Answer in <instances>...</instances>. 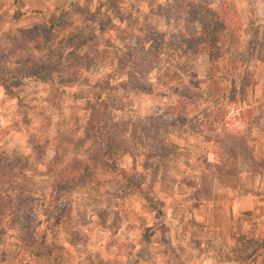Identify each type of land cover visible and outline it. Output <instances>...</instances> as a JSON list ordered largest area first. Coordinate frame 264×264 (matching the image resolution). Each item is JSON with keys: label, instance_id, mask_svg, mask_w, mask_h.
Listing matches in <instances>:
<instances>
[{"label": "rangeland", "instance_id": "obj_1", "mask_svg": "<svg viewBox=\"0 0 264 264\" xmlns=\"http://www.w3.org/2000/svg\"><path fill=\"white\" fill-rule=\"evenodd\" d=\"M192 2L216 13L225 3L244 19L249 12L242 0ZM174 5V0H0V151L8 159L1 175L12 166L19 183L34 188L27 198L28 217L0 219V264H27L41 254L56 256L57 264L173 260L171 252L155 245L154 231L166 210L179 214L183 209L171 200L172 181L188 171L184 163L171 161L190 158V171L202 177L201 150L206 140L217 141L211 119L225 120V132L233 122L225 118L235 106L229 101L206 104L200 81L188 72L191 56L207 55L203 44L188 40V47L167 49L176 22L162 15L173 14ZM189 27L200 30L196 21ZM236 33L226 31L214 50L228 53L216 59L217 67L224 63L239 83L243 68L230 55L240 42ZM161 37L165 45L159 57L142 60ZM42 62L49 68L45 79L16 76L33 73ZM136 68L141 75L131 74ZM98 120L112 130L115 145L106 148L109 137ZM70 167L82 169L75 173L76 185L66 176ZM212 173L221 175L218 168ZM60 179L66 181L61 188ZM181 180L179 190L184 191ZM6 206L8 200L1 199L0 212L5 214ZM130 210L135 220V211L144 214L141 229L131 237H115ZM99 226L114 246L112 263L100 254L105 240Z\"/></svg>", "mask_w": 264, "mask_h": 264}, {"label": "crops", "instance_id": "obj_2", "mask_svg": "<svg viewBox=\"0 0 264 264\" xmlns=\"http://www.w3.org/2000/svg\"><path fill=\"white\" fill-rule=\"evenodd\" d=\"M240 3L249 12L245 19L240 17L241 28L236 33L240 42L230 55L233 60L246 61L244 85L237 86L233 112L225 118L233 119L232 124H226L227 134L223 128L225 120L219 124L211 119L219 143L205 141L201 150L205 166L202 177L199 172L190 171V158L171 161L172 164L184 163L188 176L172 181L175 191L171 200L183 209L177 210L179 214L166 210L154 229L159 240L155 245H162L165 252L172 253L173 260L169 264H264V0H242ZM227 69L222 63L217 76L210 78L207 55H193L187 60V70L200 81L199 92L206 104L229 99L232 78ZM185 148L186 151L190 149ZM199 163L196 160L195 164ZM217 168L230 172L215 175L212 169ZM206 174L209 178L203 177ZM181 179L186 183L184 191L179 190ZM130 214L131 210L124 214V223L115 237H131L141 229L144 214L135 211L138 220ZM174 215L182 220H176ZM94 223L93 220L91 224ZM98 231L105 240L104 246L100 243V254L105 255L104 261L112 263L114 246L106 242V229L99 226ZM60 243L68 249L66 241ZM56 258L41 254L27 264H57ZM123 264L158 263L132 257L130 262L124 260Z\"/></svg>", "mask_w": 264, "mask_h": 264}, {"label": "trees", "instance_id": "obj_3", "mask_svg": "<svg viewBox=\"0 0 264 264\" xmlns=\"http://www.w3.org/2000/svg\"><path fill=\"white\" fill-rule=\"evenodd\" d=\"M174 4L175 5L171 7L173 9V14L169 12L168 15L167 14L162 15L164 16L165 19L167 18L169 19L170 17H172V19H174V22H176V27H175L176 31L174 32V35L169 40V42L166 44L167 49L168 50L171 49L172 52L177 51L181 48H184L185 46L188 47L189 45L187 43L188 40L190 41L198 40L199 44H203V47H204L203 51L207 53V56L209 58V63L211 66L209 77L210 78L216 77L218 73L216 59L222 60L224 58L222 53L224 52L225 56L228 53L227 52L225 53L223 48L220 49L221 53L219 52L216 53L214 48L223 43V38H224L223 36L226 31L237 32L240 30L241 21H240V18L237 16L236 11H234L232 8H228L225 3H222V4L220 3V5H218V13L211 11V8H209L205 4L194 3L192 2V0L191 1L190 0H174ZM195 21L200 24V30L194 32L189 26L191 22H195ZM163 40L164 38L161 37L157 45L152 50H149V52H144L146 54L145 55L143 54L141 59L143 60V59H148V57H153L156 60L157 57H159L160 53L162 52L163 45H165V42ZM158 45H160L161 47L158 48ZM141 51H142L141 48H137L136 50L137 53H140ZM141 59L138 57V60H141ZM238 62L240 63V65H242L243 69L241 70L240 72L241 74L239 75V83H236V78L232 77V88L228 95L229 99L227 101L229 102H227V104L228 103L235 104L234 100L237 97V95H235L237 92L236 88L237 86L244 85V73L247 68V64L245 60H234V62L232 63L235 64ZM47 71H49V68H47V66L42 62V63H39V68H36V70H34L33 73L16 72V76L21 77V78L22 77H37L40 79H45L46 76H44V73ZM131 74L135 76L141 75L140 68H136V71ZM142 77L143 76H140L138 78L139 81L142 80ZM149 90L151 91V89ZM180 98L186 99L188 97L182 95L180 96ZM99 100L100 98L97 97L96 101L99 102ZM103 103H105L104 104L105 110L111 109V106L108 102L100 101V105H102ZM99 117L100 116L98 115L97 118ZM149 120H153V118L151 117ZM216 122L218 123L219 121L217 120ZM98 124L102 127H105V129L107 130V135L109 137V134L112 130L110 131V128L108 127V125L105 126L104 124H102L101 120L97 121V125ZM216 140H217L216 143H219V139L217 138ZM113 144L114 142L112 138L109 137L108 139H106V142H105L106 148ZM120 154H121L120 152H117V154L114 156V159L115 160L118 159ZM4 155L5 153L0 151V200L6 198L8 200V206H6V208L4 207L5 214L2 211L0 212V219L3 220L4 215L7 218H10V217L13 218V220L18 218L19 215H21L24 218L28 217L27 215H29V212H28L29 209H28L27 198H30L31 196H33L32 192L34 191V188L32 187V184L30 183L28 184L19 183L17 177L14 176L15 172L12 166L6 168L8 170V173H4L3 175H1L4 169L3 163L4 161L6 162L8 161V159L5 160L6 157H4ZM106 155L107 154H103L100 159L105 158ZM68 171L69 173L66 174V176L67 175L69 176L68 180L73 185H76L77 175H75V173L77 174L79 171L82 172V169H80L79 167L77 168L70 167V170ZM218 171L219 173H222V174H223V171L226 173L230 172V170L227 171V170H223L222 168H218ZM6 176H10V178ZM65 183L66 181L63 182L62 180L61 182L58 183V187L59 185L62 186ZM55 191H57V189ZM22 198H25L26 201H20ZM26 224H27V221L26 223L24 222L22 224V228L24 227L25 229Z\"/></svg>", "mask_w": 264, "mask_h": 264}]
</instances>
